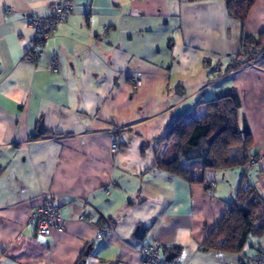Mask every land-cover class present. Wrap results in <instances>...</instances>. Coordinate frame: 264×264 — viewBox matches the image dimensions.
Here are the masks:
<instances>
[{
    "label": "crops",
    "instance_id": "crops-1",
    "mask_svg": "<svg viewBox=\"0 0 264 264\" xmlns=\"http://www.w3.org/2000/svg\"><path fill=\"white\" fill-rule=\"evenodd\" d=\"M54 1L0 0V264H142L138 250L152 243L178 264H257L264 236L239 254L201 244L243 173L264 197V59L223 74L241 37L264 30V0L244 22L225 0H71L27 63V20ZM229 88L253 168L207 169L205 183L159 169L172 153L157 138ZM41 195L60 208L64 232L38 236L29 224ZM105 219L114 230L97 238Z\"/></svg>",
    "mask_w": 264,
    "mask_h": 264
},
{
    "label": "trees",
    "instance_id": "trees-1",
    "mask_svg": "<svg viewBox=\"0 0 264 264\" xmlns=\"http://www.w3.org/2000/svg\"><path fill=\"white\" fill-rule=\"evenodd\" d=\"M225 4L230 18L244 22L255 0H225ZM241 38L240 51L223 74L264 59V30L256 36L243 35ZM201 104L205 105V115L177 117L164 135L157 138L158 146L167 143L172 157L157 158L155 165L189 182L205 183L203 174L207 169L242 168L255 156L249 153L251 134L241 125L240 98L234 88ZM234 147L236 150L231 154ZM242 177L246 186L238 188L233 202L202 242L204 250L239 254L249 240L264 236V197L247 181L249 177L245 173Z\"/></svg>",
    "mask_w": 264,
    "mask_h": 264
},
{
    "label": "built area",
    "instance_id": "built-area-1",
    "mask_svg": "<svg viewBox=\"0 0 264 264\" xmlns=\"http://www.w3.org/2000/svg\"><path fill=\"white\" fill-rule=\"evenodd\" d=\"M73 9L71 0H56L50 5V14L47 16H32L27 20V25L31 30V41L28 46V50L24 56L27 63H33L35 57L40 53L43 48V44L50 39L53 35V31L56 27L67 20ZM106 31V28L104 29ZM253 63H249L252 65ZM56 66V61L53 60L50 68ZM141 73H136L133 78V87H139L141 85ZM111 151L114 154L119 150L116 144L111 146ZM255 163L254 158H251L246 168H250ZM108 186H111L108 185ZM108 186L104 191L109 193ZM42 201L40 205L35 207V210L29 216V224L35 229L38 236L48 237L52 234V231L64 232V221L61 218L58 206L54 203L53 199L48 195H41ZM81 217L80 219H82ZM97 238H102L106 233L113 231V223L105 219L103 223L97 227ZM141 256L142 264H178L172 260H166L160 254V247L156 243L142 246L138 250ZM257 261V264H264V257L262 255Z\"/></svg>",
    "mask_w": 264,
    "mask_h": 264
},
{
    "label": "rangeland",
    "instance_id": "rangeland-1",
    "mask_svg": "<svg viewBox=\"0 0 264 264\" xmlns=\"http://www.w3.org/2000/svg\"><path fill=\"white\" fill-rule=\"evenodd\" d=\"M247 66H249V64H246ZM198 116V114H196V117ZM236 147H234L233 149H232V151H231V154H232V152H234L236 149H235ZM251 159V158H250ZM249 159V160H250ZM248 160V161H249ZM254 166V165H253ZM253 166H250V168H245L247 171H249L251 168H253Z\"/></svg>",
    "mask_w": 264,
    "mask_h": 264
},
{
    "label": "water",
    "instance_id": "water-1",
    "mask_svg": "<svg viewBox=\"0 0 264 264\" xmlns=\"http://www.w3.org/2000/svg\"><path fill=\"white\" fill-rule=\"evenodd\" d=\"M41 127V124H39V128ZM172 257H174L171 253H169V254H167L166 256H165V259L166 260H171V258Z\"/></svg>",
    "mask_w": 264,
    "mask_h": 264
}]
</instances>
